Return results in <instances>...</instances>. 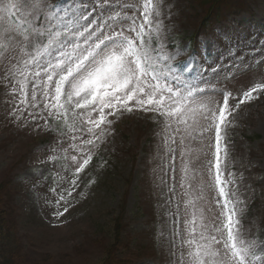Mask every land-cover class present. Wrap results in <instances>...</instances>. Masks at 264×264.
I'll list each match as a JSON object with an SVG mask.
<instances>
[{
  "label": "snow or ice",
  "instance_id": "6c2138e0",
  "mask_svg": "<svg viewBox=\"0 0 264 264\" xmlns=\"http://www.w3.org/2000/svg\"><path fill=\"white\" fill-rule=\"evenodd\" d=\"M170 16L164 0H0V105L5 119L18 127L26 126L22 119L43 121L50 131L66 127L86 134V139L71 137L90 146L70 145L84 154L82 162L71 157L76 173L112 134L109 117L134 110L154 114L150 118L161 124L157 135L167 157L166 163L161 159V172H171L175 181L179 153L184 195H190V181L198 176L195 199L206 203L197 207L195 200L187 201L191 219L183 229L175 213L163 248L168 264H255L264 240L245 225L255 190L245 184L242 169L251 165L241 162L237 168L232 145L236 114L264 95V82L241 97L233 96L227 83L264 57L247 63L240 56L227 67H213L211 77L183 78L194 62L177 65L180 49L166 53ZM161 182L167 183L163 177ZM174 189L173 183L169 191ZM60 201L67 203L63 195Z\"/></svg>",
  "mask_w": 264,
  "mask_h": 264
},
{
  "label": "rangeland",
  "instance_id": "374dc122",
  "mask_svg": "<svg viewBox=\"0 0 264 264\" xmlns=\"http://www.w3.org/2000/svg\"><path fill=\"white\" fill-rule=\"evenodd\" d=\"M197 1L164 0L171 12L165 21L171 29L166 53L173 55L180 49L177 65L189 59L194 62L192 71L184 73L183 78H196L200 73L211 77L213 67H227L238 62L240 56L247 63L253 56L264 57V0H231L208 33L199 28L203 12ZM257 82H264V60L238 72L227 83V90L241 97ZM233 103L235 100L230 98ZM153 115L134 110L118 119L109 117L114 121L112 134L99 148L92 149V160L76 173L71 157L75 155L82 162L84 154L70 145L90 146L71 137L86 139V134L69 132L66 127L50 131L42 127L43 121L22 119L26 126L18 127L5 119L0 105V185L7 184L2 205L20 245L22 263L98 264L109 232L103 225L118 215L123 229L114 252L116 261L168 264L163 248L177 219L175 213L179 211L183 229L184 221L191 219L187 201L195 200L197 207H206V203L195 199L198 176L190 181V195H184L185 189L179 184V153L175 181L171 172H161V159L166 163L167 157L157 135L161 124L153 122ZM236 116L233 157L237 168L241 162L251 165L242 170L245 184L255 190L249 199L245 225H252L253 232L264 240V95L241 105ZM49 123L55 128V122ZM53 155L58 159L51 160ZM192 167H198V162ZM162 177L167 183L161 182ZM73 179L76 186L71 185ZM173 183L174 192L169 191ZM68 189L72 190L71 196ZM61 195L67 203L57 204ZM57 212L63 215L57 216ZM257 257L255 264H264V252L258 251Z\"/></svg>",
  "mask_w": 264,
  "mask_h": 264
},
{
  "label": "trees",
  "instance_id": "16d2710c",
  "mask_svg": "<svg viewBox=\"0 0 264 264\" xmlns=\"http://www.w3.org/2000/svg\"><path fill=\"white\" fill-rule=\"evenodd\" d=\"M231 0H198V7L202 10L203 16L199 22V28L207 33L213 22H217L222 17L225 9L230 4ZM6 183L0 185V264H25L20 252V245L12 233V226L6 220V208L2 205L3 193H6ZM109 228L106 232L108 238L103 248L102 259L98 264H118L115 260V250L119 246L121 233V219L118 217L111 218L108 224L103 225Z\"/></svg>",
  "mask_w": 264,
  "mask_h": 264
}]
</instances>
